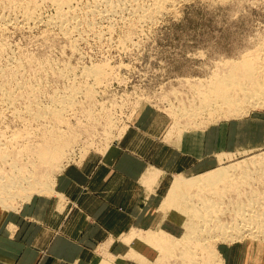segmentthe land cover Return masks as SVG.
Instances as JSON below:
<instances>
[{"label":"rangeland","instance_id":"374dc122","mask_svg":"<svg viewBox=\"0 0 264 264\" xmlns=\"http://www.w3.org/2000/svg\"><path fill=\"white\" fill-rule=\"evenodd\" d=\"M84 1L81 5L82 7L88 5V2L92 0ZM46 2L38 1V5L40 6L41 4V8H39L42 10L43 15L39 11L45 20L50 16L52 17V14L53 16L56 14L54 5L49 1ZM0 4L3 5H0L1 15L5 12L4 15L8 16L11 13L9 14V16L11 15L10 17L17 16L18 12H14L17 11L16 8L10 7V5L7 6L8 4ZM119 20L117 19L116 21L117 25L114 20L112 31L114 32L115 30V32L112 34L113 36H105L103 39L98 36L100 33L98 31H100L102 26L104 27V24L99 21L97 23L98 26H95V31L84 32L85 34L91 33L93 36L83 35L80 38L81 40L76 42L77 45L75 44L74 48H70L69 44L71 42L69 38L63 36L64 34L61 33L62 31L58 27L45 25V22H41L42 24L40 25H20L21 23L12 22V25L10 23L4 28L6 31L4 29L1 30L0 27V42H4V46H6L4 47V52L0 55V69L8 66L9 60L7 58L14 57L13 53L15 58L19 57L17 59L24 61V63L27 58L32 59L31 61L28 60L30 65L26 61L28 66L24 68L25 70L21 72V75L24 76L23 78L29 84L36 86V90L40 87L38 91H34V87L29 88L25 92L27 94L20 91V93H23V98L19 96L17 102H15L16 109L7 108L5 110L6 106L0 104L3 107H0V113L2 112L0 114V141L5 143L7 140L12 139L13 136L14 140L17 141L13 140V145L6 149L10 152L9 159H4L5 152L0 149V176H2L0 177V183L2 178L3 180L11 178L15 182L20 181V183L18 182L12 187L13 189L10 188L11 193L7 192L6 194L5 192L3 194L0 188V209L4 212L16 210L35 195H51L54 193L56 182L52 187L41 185L39 191L32 187L33 184H37L35 180L37 182H41L39 181L40 179L44 181L45 177L43 176L47 171V166L32 159V153L35 155L38 149L36 146L44 143L46 135L43 136V134L48 133L47 136H49L51 131L56 129V132L63 133L62 136L65 135L66 137H64L70 140H68L70 143L66 152L67 157L68 155L69 157L68 159L64 157V160L62 159L61 161L65 168L71 163L82 161L89 154H103L113 145L126 146L132 140L130 135L127 137L132 131L135 133L133 136L134 144L140 141V137L143 138L140 143L142 148L145 147L143 149L146 151L148 160L162 165L166 161L174 159L172 168L176 167L177 169L174 173L171 172L165 176L166 180L164 181L161 193L162 201L159 208L161 216L157 219L154 225L155 228L147 230L135 228L127 237L129 241L139 238L140 242L141 240L146 242L147 244H144L145 248H151V250L149 248L146 249L148 258L154 259V261L148 260L134 248L130 251L128 257L138 258L143 264H206V255L202 249L203 247L201 248L200 244L196 243L200 237L204 236L205 231L201 228L202 226H197L195 220L196 225L194 221H190L194 217L191 214V210H200L198 208L200 199L202 197L203 200L209 199L211 194H214L211 196L212 199L219 201L218 206L226 207L230 197L235 193H227L228 195L222 199L223 196L218 197L219 195L215 194L210 186L211 190L209 192V188L204 187L205 189H202V186L200 189L195 190L191 188L190 183H185V185L187 184L190 187L183 185L184 187L180 188L181 192H178L172 202H170L171 200L168 201L167 197L176 176L180 175L191 181L200 177L203 178L205 174L220 168L225 169L228 166L230 168L234 164L236 166L240 165V167L243 164L244 166H251V159L264 158V107L251 108L247 114L227 117L209 113L198 115L194 110L198 109V107L201 109V104L203 105V102L201 103V92L207 89L208 83L216 72H220V70L222 72L225 66L228 67L232 63H242L243 69H249L254 66L255 62L260 61L257 51L264 44V0H185L171 8L170 11L162 15L153 24L146 25L134 32L132 27H128L133 26V24L124 25L122 24L124 22ZM13 24L16 25L14 26ZM130 28L132 34L130 33L129 35ZM2 31L5 33H2ZM127 36L131 37V41L126 40L125 37ZM67 40H69V43H67ZM5 43L7 45L10 43V46L8 45L7 47ZM72 48L75 53H73L74 50ZM22 56L26 57L23 59ZM39 61L54 65L53 71L37 73L35 67L41 64ZM99 65H102L101 67L105 66L107 74H105L104 80L100 86L98 85L99 87L93 86L94 95L92 99L90 98L91 100L88 98L90 101L84 94V90L80 92L83 94H78L81 96L77 97V102L79 103H76L74 110L72 108L68 112L69 115H66L65 121L56 123L50 118L38 120L30 116V114L19 116L15 113L17 110L22 111L25 105L27 106L30 102L29 98H32L33 95H36L40 102L45 103L50 98V95L52 96L59 91H65L67 88L73 87L74 83L76 86L83 84V87L81 86L83 89L90 85L92 86V79L84 75L83 68L85 66L96 67ZM61 67L72 69L69 70L73 78L71 79L68 76V80L59 74L60 72L58 71L62 69ZM85 82L88 84L85 85ZM72 111L73 115L71 114ZM192 111L198 116L192 117L194 115L191 113ZM221 125L228 127L227 131L229 132L225 147L213 153L214 162L212 160L205 161L200 166L202 168L196 167L184 173L180 172V167L190 166L198 162V158L195 155L192 156L180 152L181 148L179 145L182 133L188 130L211 129ZM231 125L234 137L231 140V145L240 147L239 149H231L233 151L228 149V147H231ZM59 129L61 131H58ZM191 141H195L194 136L191 137ZM26 145H29V147H26ZM24 147H26V150ZM3 154L4 156H2ZM16 161L18 164H14ZM242 162L244 163L242 164ZM63 169L58 171V167L57 170L53 167L52 171L48 172H52L53 175L55 173V176L58 177ZM239 173L235 175L240 177L241 173ZM22 174L26 176L27 174L28 176L32 174L33 177L30 180L32 179L33 184L30 185L31 181L28 178L26 181L20 180ZM52 183L49 182V184ZM186 187L193 191H188L185 189ZM256 191H258V197H262L264 193L263 187L259 186ZM193 192L197 193V195L191 198L192 194L194 195ZM230 194L232 195L230 196ZM3 195H5V199H3ZM184 195L186 196L184 197ZM196 200L198 203H196ZM179 201H181V204ZM154 208L155 206H152V210ZM219 209L217 207L212 219L222 217V220L231 221L229 216L231 215L230 209L221 215L220 213L222 212ZM186 211L188 218L185 216ZM203 213L205 212L203 211ZM203 213L201 212V214ZM207 217L211 216L208 215ZM187 221L189 222L187 223ZM190 223L193 225L192 227ZM215 223L218 222L216 221ZM194 226H197L196 230L193 229ZM193 235L196 236L197 240L195 239L194 241L192 239L195 238ZM219 239L216 244L214 242V248L218 252L220 259L224 260V263L226 258L230 257V264H244L245 261V264H264V239H252L249 236L234 239V241L228 240V238L227 240ZM193 252L200 254L198 263L190 260Z\"/></svg>","mask_w":264,"mask_h":264},{"label":"bare ground","instance_id":"6f19581e","mask_svg":"<svg viewBox=\"0 0 264 264\" xmlns=\"http://www.w3.org/2000/svg\"><path fill=\"white\" fill-rule=\"evenodd\" d=\"M0 1H1L0 3L6 4V5L8 4L7 6L10 5V7L12 6V7L16 8L17 11H14L15 9L13 11L18 12L17 16H15L16 14L14 15L15 17H10L11 15L9 16V14H11V13H9L8 16L4 15L5 12L3 13V15L0 14L1 30L4 29L6 26L10 25V23L12 25V22L13 23L16 22L18 24L21 23L20 25H22V24H24V25H31V24L38 25L39 24L40 25V24H42L41 22H43V23L45 22V25L58 27L59 30L62 31L61 33L64 34L63 36L69 38V40L71 42V44H69L70 48L71 47L74 48V45L76 44V42H79V40H81L80 38H82L83 35H86V34H87V36L91 35V33L85 34L84 32H90V31H93L94 29H96L95 26L96 25L98 26L97 23L99 21H101L102 24H104V27L102 26V28H100V31L97 30L98 32H100L98 36L101 37L102 39L105 36H111L115 32V30H114V32L112 31L113 26H114L113 23L115 20V24H116L117 19H120L119 21L122 20L124 22L122 24H124V25L125 24H127V25L133 24V26L131 25L128 27H132V31L134 32V31H137L139 29H142L146 25L153 24L162 15H164L165 13L170 11L171 8H174L175 5H178V3L185 1V0H92L91 2H88L89 4L87 3L88 5L85 4L86 6H83V7L81 5H82L84 0H45V1L42 0V3L43 2L47 3L46 1L51 2L56 9L55 10L56 14L54 16H53V14H52V17L50 16L49 18L45 16L46 18H48L46 20L42 17L43 12L40 9L41 4H40V6L38 5L39 0H0ZM87 1H89V0H87ZM1 6H3V5H1ZM9 10H11V9H9ZM39 10L42 12V15H41ZM47 16H49V15H47ZM34 27H36V26H34ZM130 30H131V28L129 29V31ZM3 31H2V33H5ZM132 31L129 32V35H130V33L132 34ZM95 33H97V32H95ZM91 36H93V35H91ZM96 36H94V37H96ZM68 38H64V39H68ZM125 38L127 41L128 40L131 41L130 36H127ZM69 40H67L68 41L67 43H69ZM104 40H106V39H104ZM132 40H133V38H132ZM2 43H3V45H2ZM9 44L10 43H8V45ZM5 45H7V44L5 43ZM8 45H7V47H8ZM4 47H6V46H4V42H0V55L4 52ZM6 50H5V52H6ZM8 50H9V48H8ZM13 50H14V48H13ZM10 51H11V49H10ZM73 53H75V50ZM77 53H78V51H77ZM13 55H14V57H10V59L7 58L9 60V62L7 60L8 66H5L6 68L4 67V68L0 69V79H1L0 80V104L6 106L5 110H7V108H9V109L15 108V102H17V99L19 98V96H21V98H23V93H20V91L25 93L26 90H28L29 88H32V87H34V89H33L34 91H38L40 89V87H38L39 89L36 90L35 89L36 86H34V85L32 86L31 83L29 84V82L23 78L24 76L21 75V72L23 70H25L24 68H26L28 66L26 64V61H28V60L31 61L32 59L30 60L27 58V60H25V63H24V61L17 59L19 57L15 58L14 53H13ZM254 55H255V53H254ZM257 56L260 59V61L255 62V63L253 62L254 66L252 68L243 69L242 63H236V64L232 63V65H230V66L228 65V67H226L224 65L225 66V68L223 69L224 71L222 70V72H221V70H220V72H216V74H214V76H212L210 82L208 83L207 89L204 90V92H201V94H202V95H200V96H202L201 97L202 98L201 103L203 102V105L201 104V106H202V107H200L201 109H199V107H198V109H194L196 111V113L198 115H200V114L202 115L204 113H209L211 115L217 114V115L226 116V117L227 116H240L243 114H247L248 110H250L251 108L256 109L258 107H264V44L261 46V48L258 49ZM24 57H26V56H24ZM24 57H23V59H24ZM29 61H28V64H29ZM47 61H49V60H47ZM57 65H56V67H57ZM34 66H36V65H34ZM53 66L50 63L48 64V63L44 62V63L39 64L37 67H35L37 69V71H36V69H35V71L37 73L38 72H46V71L52 70L54 68ZM101 66L100 65L96 66V67L85 66L83 68L84 69L83 70L84 75L92 79L93 85L92 86L90 85L91 87L89 86V87H85V89H83L82 88L83 84L81 85L82 86L81 87L80 85H78V86L74 85L75 83L72 82V83H74L73 87L67 88L66 90L64 88L65 91L62 90V91L55 93L56 91L54 90L55 94H53L52 96L50 95V98L45 103L40 102L39 101L40 99L38 100L37 96L33 95L32 98H29L30 102L26 98L27 101L29 102L28 105L27 106L25 105V108L22 111L17 110V112H15V113H17L19 116H21L23 114H24V116H25V114L26 115L30 114V116H32L33 118H36L38 120L50 118V119H53L54 122L56 121V123L57 122L61 123V122L65 121L64 119H65L66 115L68 114V112L72 108H73L72 110H74V108H76V107H74L76 105V103H79V102H77V97L80 96V95H78L80 92H82L84 90L85 91L84 94H86L87 99L93 98L94 87H97L98 85L100 86V84L102 83V81L104 80V78L106 76L105 74H107L105 66H103V67H101ZM68 67H70V66H68ZM68 67H64V68L61 67L62 69H60V70L58 69L59 70L58 72H60L59 74H61L62 76L66 77V78L68 76L71 77L72 75L70 73V70H72V69H70ZM30 73H32V72H30ZM73 75H74V72H73ZM54 76H55V74H54ZM33 77H34V75H33ZM72 78L73 77H71V79ZM36 79H33V80H36ZM32 82H34V81H32ZM87 84L88 83H86L85 85H87ZM108 84H109V82H108ZM30 85H31V87H30ZM36 85L38 86V84H36ZM202 86H203V84H202ZM41 88H42V86H41ZM43 92H44V90H43ZM30 93H28V94L30 95ZM37 93H35V94H37ZM25 94H27V93H25ZM31 94H34V93H31ZM80 94H83V93H80ZM37 95H39V94H37ZM19 101H20V99H19ZM0 107H2V106H0ZM7 112H9V111H7ZM90 113H91V111H90ZM90 113H88V114H90ZM191 113L194 114V115H192V117L198 116L193 111ZM71 114L73 115V111ZM12 115H13V112H12ZM14 116H13V118H14ZM188 118H190V117H188ZM207 118H210V117H207ZM15 119H17V118H15ZM0 120H1V118H0ZM51 122H52V120H51ZM64 123H66V122H64ZM191 123H193V122H191ZM194 124H195V122H194ZM52 127H54V126H52ZM56 131H57L56 129L54 131H51L49 136H47L48 133L43 134V136H45V135L47 136V137L45 136L44 143L40 144V145L38 144L39 146H36L38 149L35 152V155H34V153H32L33 150L31 151V153L33 154L32 159H35V162L38 161V162H41L42 164H44L45 166H47V171H46L45 175L43 176V177H45V179L43 178L44 181H42L40 179L39 181H41V182H37V180H35L36 181L35 182L33 180L35 183H37V184H33L32 179L30 180V178L33 177L32 174L29 176H28V174H27V176L25 174H22L21 178L19 177L20 180L23 179V181H26L28 178L31 181L30 185L33 184V186H32L33 189H36L38 191H39V188H41V185H45L46 187L54 186L57 177L55 176V173L53 175L52 172L49 173L48 171H50V170L52 171L53 167H55L56 170L58 167V171H60L64 168L63 165L61 164V161L64 157H67L66 152L68 150L70 140L68 138H65L66 137L65 135H64L65 137L62 136L63 133L61 134V133L56 132ZM58 131H61V130L59 129ZM60 134H61V136H60ZM16 139H18V138H16ZM13 140H14V136L9 141L5 140L6 141L5 143H1V141H0V143H1L0 149H2V151L4 150V152H5L4 153L5 156H4V154L2 155V156H4V159H9L8 157L10 155L9 154L10 152H8L9 150L7 151L6 149H8L11 145H13ZM28 140H29V138H28ZM14 141H16V140H14ZM16 142H14V143H16ZM16 144H18V143H16ZM26 147H29V145L28 146L26 145ZM26 147H24L25 150H26ZM32 147H33V144H32ZM20 155H21V153H20ZM68 157H69V155H68ZM68 157H67V159H68ZM28 159H29V157H28ZM27 161H29V160H27ZM66 162H68V161H66ZM243 163L244 162H242V164ZM14 164H18L17 161ZM250 164H252V165L251 166H246V165L244 166V164H243V166L240 167V165L236 166V164H234V166H232V167L230 166V168H228L229 166L225 169L220 168L216 171H212V172L205 174L203 176V178L200 177L198 179H193L191 181H189L190 179L187 180L183 176L179 175V176H176L175 180L172 183V186H171V189L169 192V196L167 197L168 201L171 200L170 202H172V200L174 198H176V195L178 194L179 191L181 192V190H180L181 187L189 186V185L191 186V188H193L195 190L200 189V187H202V186H203L202 189L209 188L208 189L209 192L212 189V191L215 194L219 195L218 197L223 196L222 199L225 198L226 195H228L227 193H235L233 195L230 194V196L232 195V197H230L229 202L226 201V202H228L227 203L228 205L226 207L218 206L219 201L217 202L214 199H212L211 196L214 194L210 193L211 194V196H210L211 200H210V198L203 200V197H202V199L199 198L200 199V201H199L198 197H197V200L200 203L199 205H201L200 207L198 205V208H200V210L191 208L192 209L191 214H192V216L194 215V217L191 216L192 218L190 221L195 220L197 222V226L198 225L202 226L201 228L205 231V233L202 231L204 233V236L202 238L198 235L200 237L199 240L196 239L195 235H193V236H195V238H192V239H194V241L196 239L197 240L196 243L197 244L199 243L200 245L199 244L198 245L201 246V248L203 247L202 249L206 255V261H205L206 264H224V260L220 259L218 252L214 248L216 241H218L219 238H223V240H227V238H228V240H232V241H234V239L242 238L244 236H249L252 239H264V193H263L262 197H258L259 196V195H257L258 191H256L259 186H262L264 189V158L263 157L262 158L259 157L257 159L253 158V159H251ZM238 172L241 173V174L239 173L240 177H237L239 175H237V176L235 175ZM18 173H20V172L18 171ZM0 177H2V176H0ZM18 182L20 183V181H18ZM18 182H15L11 178H9V179L7 178V180H3V178H2L1 183H0V186H1L0 188L2 190L1 193H3V194L5 192H6V194H7V192L11 193L10 188H12ZM27 182H29V181H27ZM49 182H53V183L49 184ZM22 183H26V182H22ZM185 183H188V184L190 183V184L185 185ZM211 185H214V186H211ZM256 185H259V186H256ZM209 186L212 188L210 189ZM185 189H187V187ZM260 189H261V187H260ZM187 190L190 191L191 189L190 190L187 189ZM192 191L193 190H191L190 192H192ZM195 192H197V191H195ZM209 192H208V194H209ZM261 192H259V193H261ZM195 195H197V193H194V195L192 194L191 198L194 197ZM185 196L186 195H184V197ZM203 196H205V195H203ZM3 199H5V195H3ZM186 199H188V197H186ZM197 200H196V203H198ZM181 201H183V200L181 199ZM181 201H179L180 204H181ZM184 202L188 203L187 201H184ZM182 205H181V207H182ZM184 205H186V204H184ZM187 206H189V205H187ZM190 206H192V205H190ZM217 207H219L220 208L219 210H221V212H222V213H220V211H218L220 213V215L225 214L226 211L230 209L229 211L231 212V215H229V216L231 218V221L222 220L221 219L222 217H219L218 219H212L214 216V212L217 209ZM203 211L205 213H203ZM201 212L203 214H201ZM185 214H186L185 216L188 218L187 211L185 212ZM208 215L211 217L206 218V216H208ZM215 218H216V216H215ZM195 221H194V224L196 225ZM216 221L218 223H215ZM188 222L189 221H187V223ZM191 223H193V222H191ZM191 223H190V225L192 227L193 225ZM197 226L196 227L194 226L193 229L196 230ZM188 227L191 228L190 226H188ZM197 234H199V233H197ZM224 238H226V239H224ZM219 241H220V239H219ZM214 242H215V244H214ZM199 255L200 254L193 252V255L190 258V260H193L195 263L196 262L198 263V259H200ZM107 264H109V263H107ZM191 264H193V263H191Z\"/></svg>","mask_w":264,"mask_h":264},{"label":"crops","instance_id":"0c3cea01","mask_svg":"<svg viewBox=\"0 0 264 264\" xmlns=\"http://www.w3.org/2000/svg\"><path fill=\"white\" fill-rule=\"evenodd\" d=\"M227 129L184 131L180 152L195 155L198 162L179 171L214 162L213 153L225 147ZM230 130L231 145L232 125ZM134 134H128L132 140L126 146L113 145L67 165L53 194L35 195L16 210L0 209V264H143L128 257L133 248L154 261L146 242L127 237L135 228H155L165 176L177 168H172L174 159L162 165L148 160L143 138L134 144Z\"/></svg>","mask_w":264,"mask_h":264}]
</instances>
